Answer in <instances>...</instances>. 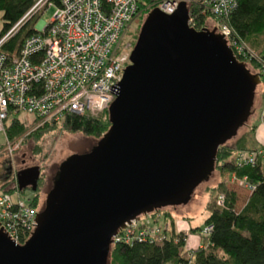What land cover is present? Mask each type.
Returning a JSON list of instances; mask_svg holds the SVG:
<instances>
[{
	"label": "water",
	"instance_id": "water-1",
	"mask_svg": "<svg viewBox=\"0 0 264 264\" xmlns=\"http://www.w3.org/2000/svg\"><path fill=\"white\" fill-rule=\"evenodd\" d=\"M188 7L146 14L107 107L109 126L58 165L22 244L0 228V264H108L112 237L140 214L186 203L216 152L248 119L257 72ZM38 165L16 173L34 191ZM1 185V182H0Z\"/></svg>",
	"mask_w": 264,
	"mask_h": 264
},
{
	"label": "built area",
	"instance_id": "built-area-1",
	"mask_svg": "<svg viewBox=\"0 0 264 264\" xmlns=\"http://www.w3.org/2000/svg\"><path fill=\"white\" fill-rule=\"evenodd\" d=\"M142 1L106 0L102 5L100 0H60L56 5L49 0H37L24 16L28 19L36 15L33 23L36 31L21 41L12 56L0 50V131H5L6 120L10 118L35 130L46 123H59L67 113L97 116L107 108L129 62L123 40L131 20L154 7L172 13L181 0ZM183 1L187 7L197 3L202 13L212 15L215 20L211 25L196 26L188 9V25L197 30L214 28L239 58L235 54L236 38L226 24L236 1ZM50 5L55 8L50 20H37V14ZM20 22L0 37V46ZM252 58L256 56L253 54ZM257 59L261 67L256 72L259 82L264 83V51ZM20 112L25 114L24 120L17 118ZM13 143L14 140L6 138L0 151H11ZM258 155L264 156V148L242 150L236 154L235 162L253 164ZM238 179L241 186L252 188L245 177ZM19 193L15 185L10 191L0 188V228L12 241L22 244L36 227L39 209L32 203L33 193L26 198H21ZM216 203L222 205L223 195ZM211 229L210 224L204 225L200 234L207 235ZM163 235L158 225L131 219L117 230L112 243L135 239L159 241ZM183 235L185 240L186 234Z\"/></svg>",
	"mask_w": 264,
	"mask_h": 264
},
{
	"label": "trees",
	"instance_id": "trees-1",
	"mask_svg": "<svg viewBox=\"0 0 264 264\" xmlns=\"http://www.w3.org/2000/svg\"><path fill=\"white\" fill-rule=\"evenodd\" d=\"M36 1L0 0L2 19L0 37L21 21L17 30L0 46V50L7 56H12L21 41L36 31L33 27L35 16L24 19ZM49 1L57 5L60 0ZM153 1L155 0H143L142 3ZM235 1L234 8L226 17V24L230 27L234 38L247 39L254 42L252 45L258 46L261 37L264 40V0ZM100 2L102 5L106 4V0ZM188 9L195 25L203 24L205 14L202 13L201 7L192 2L188 5ZM250 71L256 72V67H252ZM57 124L46 123L36 129L35 134L43 133ZM109 124L107 108L98 116L67 113L59 122V125L69 132H80L94 137H100ZM5 127L8 135L13 137L25 125L15 118H10L6 120ZM242 150H249L246 147L245 134H241L233 146L221 144L218 147L215 165L222 172L232 173L239 178L245 177L252 188H246L249 194L238 210H236L237 195L226 186L224 179L209 189L215 194L222 193L223 203L217 204L213 196L207 202L208 213L202 225L190 227V231L196 232L201 239L202 246L186 250L184 235L176 230L171 219L169 227L162 229L164 235L159 241L135 239L130 242L112 243L108 254L111 264H264V156H256L253 164L238 165L235 156ZM5 184L7 183H2L0 188ZM37 194L38 191L33 193V205ZM158 209L151 211V214L159 213ZM208 224L212 229L207 235L200 236V229Z\"/></svg>",
	"mask_w": 264,
	"mask_h": 264
},
{
	"label": "rangeland",
	"instance_id": "rangeland-1",
	"mask_svg": "<svg viewBox=\"0 0 264 264\" xmlns=\"http://www.w3.org/2000/svg\"><path fill=\"white\" fill-rule=\"evenodd\" d=\"M54 9V6L50 5L43 12L37 14V20L40 19L41 21L48 22L54 12ZM147 13L148 10L145 9L141 15L136 16L131 20L129 28L126 31L123 40L124 45H126V48L124 49L125 53L128 52L129 54L136 40L140 26ZM35 17L33 19V22L35 20ZM214 21L215 20L212 15H205V20L203 23L211 25ZM1 25L2 19L0 12V29ZM234 41L236 42L235 45L237 46V51L235 52V54L239 55V58L237 57L238 60L243 59L246 62L248 68H260L261 66L257 62V56L259 52L262 53L264 51L263 38L261 37L258 46L252 45L254 42H251L247 39H235ZM253 54L256 56V59L252 58ZM263 89L264 85L259 82L256 85L254 94H259ZM256 101L258 100H253L252 110L247 121L238 128L236 134L233 137L224 142V145L233 146L235 140L246 130L245 124L250 123L252 117L251 115L257 108L258 102ZM99 114L100 113H98L97 116ZM17 118L24 120L26 117L23 112H20ZM35 130H29L28 127L25 126L18 134L14 135L13 137H10L8 135L6 129L4 132L0 131V150L4 145L6 138L9 141L14 140V148L12 147L11 151H0V161L8 156L9 158L13 159V162L18 166L21 165L22 160L24 162L22 164L26 166H39L40 177L38 178L36 189L32 191L29 188H25L20 191L19 196L21 198H26L27 196L32 195V193H34L35 191H38L35 206L37 209H40L43 205L45 193L51 186L52 177L57 170L59 163L69 154L88 150L93 144H95L96 140L99 137L83 135L80 132H69L61 127L59 123L57 124V126L38 135L35 134ZM247 144L248 146L252 145L249 140ZM238 178L239 177H236L232 173L228 174L226 172L220 171L217 165H214V168L209 172L206 179L202 180L196 187H194L190 198L186 203L163 206L158 209L159 213H156L155 215L151 214V212L140 214L138 222L141 224H156L161 229L165 227L168 228L169 224L171 223V219L173 220L175 228H177L178 226L183 227L184 223L189 228H184L178 231H180L182 234H186V239L184 240L186 244L187 238L190 235H197L196 232L192 233L190 231V227L202 225L203 219L208 213V210L206 208L208 200H210L214 196L216 202V200L218 201V199L220 198V195H222V193L220 192L215 194L213 191H209V189L215 187V185H217V183L221 179H224L226 186L233 190L237 195L236 210H238L243 205L249 192L246 187L241 186V182ZM13 187L14 185L12 183H7L1 189H7L10 191ZM200 231L199 235L201 236ZM199 240V246H202L201 239L199 238ZM108 264H111L109 258Z\"/></svg>",
	"mask_w": 264,
	"mask_h": 264
},
{
	"label": "crops",
	"instance_id": "crops-1",
	"mask_svg": "<svg viewBox=\"0 0 264 264\" xmlns=\"http://www.w3.org/2000/svg\"><path fill=\"white\" fill-rule=\"evenodd\" d=\"M264 85V83H262ZM254 99H257V108L252 113L250 123H246V130L242 133L246 136V147L248 149L264 148V89L257 95L254 94ZM248 140L252 143L248 146ZM189 228L183 223V227L178 226L177 230ZM200 240L197 235H190L187 238L185 248L192 249L199 246Z\"/></svg>",
	"mask_w": 264,
	"mask_h": 264
},
{
	"label": "flooded vegetation",
	"instance_id": "flooded-vegetation-1",
	"mask_svg": "<svg viewBox=\"0 0 264 264\" xmlns=\"http://www.w3.org/2000/svg\"><path fill=\"white\" fill-rule=\"evenodd\" d=\"M22 163H24L23 160L21 161V165L18 166L16 165V163L13 162V159L9 158L8 156L4 158L3 160H1L0 161V182L1 184L6 182V183H10V184L12 183L13 185H16V180H15L16 173L25 167H29ZM49 188L47 189V192ZM47 192L45 193V196Z\"/></svg>",
	"mask_w": 264,
	"mask_h": 264
}]
</instances>
